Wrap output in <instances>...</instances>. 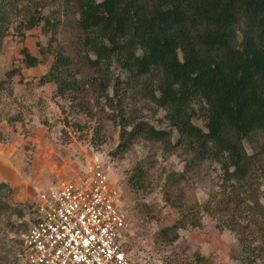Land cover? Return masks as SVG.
Masks as SVG:
<instances>
[{"label":"trees","instance_id":"trees-1","mask_svg":"<svg viewBox=\"0 0 264 264\" xmlns=\"http://www.w3.org/2000/svg\"><path fill=\"white\" fill-rule=\"evenodd\" d=\"M37 28L46 44L37 55L23 48L22 65L51 58L38 85L53 84L79 114L107 117L118 129L111 156L146 142L183 158L181 171L161 178L163 202L179 218L156 240L172 246L180 230L202 225L203 212L236 236L232 260L264 264V0H0V50ZM14 76L21 67L4 73L0 94ZM141 102L163 112L168 129L144 119ZM206 164L218 168L217 188L200 204L189 187ZM154 167L133 166L131 192L149 189ZM11 194L0 183V214H15ZM136 207L158 220L160 210Z\"/></svg>","mask_w":264,"mask_h":264},{"label":"rangeland","instance_id":"rangeland-1","mask_svg":"<svg viewBox=\"0 0 264 264\" xmlns=\"http://www.w3.org/2000/svg\"><path fill=\"white\" fill-rule=\"evenodd\" d=\"M46 41L47 36L37 28L27 32L23 40L7 37L0 50V79L6 71L21 67V76H14L0 94V183L12 189L5 200L15 211L11 216L0 214V264H26L23 241L33 220L38 193L49 186L75 182L95 165L106 170L122 194L129 224L124 248L137 264H197L195 255L205 257L209 264H239L230 258L238 245L236 236L228 230L219 231L216 220L203 212L202 225L180 230L172 246L164 247L156 240L158 230L179 218V213L163 202L161 178L171 170L181 171L183 158L164 154L160 147L146 142L137 143L122 159L111 156L118 143V129L107 117L79 114L67 101L53 95V84L38 85L51 58L33 68L22 65L21 50L27 48L37 55V44L45 45ZM139 105L144 119L158 129H168L163 112L147 109L145 102ZM99 140L102 144L95 146ZM139 162L155 167L149 171V189L134 194L125 179ZM217 177V166L206 164L191 182L190 195L202 204L217 188ZM141 202L160 210L158 220L145 219L136 207Z\"/></svg>","mask_w":264,"mask_h":264},{"label":"built area","instance_id":"built-area-1","mask_svg":"<svg viewBox=\"0 0 264 264\" xmlns=\"http://www.w3.org/2000/svg\"><path fill=\"white\" fill-rule=\"evenodd\" d=\"M122 194L100 165L40 191L23 241L26 264H137L126 249Z\"/></svg>","mask_w":264,"mask_h":264}]
</instances>
